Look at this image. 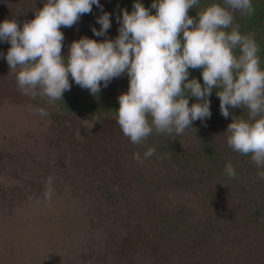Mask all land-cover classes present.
<instances>
[{
  "label": "rangeland",
  "instance_id": "374dc122",
  "mask_svg": "<svg viewBox=\"0 0 264 264\" xmlns=\"http://www.w3.org/2000/svg\"><path fill=\"white\" fill-rule=\"evenodd\" d=\"M261 1L252 0L251 15L235 12L233 23L239 25L251 17ZM99 2L110 14V29L102 37L93 34L92 28L100 30L96 20L103 14L93 5L92 12L83 14L77 24L61 28L65 37L62 55L66 56L71 43L81 37L97 42L114 40L119 34L121 9L131 13L136 0ZM139 2L151 8L153 0ZM44 3L46 0H0V23L15 19L22 27L35 18L34 12ZM213 3L223 5V0H199L189 16L196 17ZM155 11L151 9V14ZM247 34L259 46L257 55L264 70V22L259 28L253 25ZM7 51L0 47V264H118L111 250L105 249L108 235L98 226L92 198L74 189L76 181L72 180L84 171L83 162L107 160L105 141L115 143L118 151L120 143L128 148L127 186L147 200L149 214L158 222L154 224L156 233L183 260L192 261L202 251L203 264H264L262 230L246 216L249 211L244 203L239 207L242 187L264 201V179L257 175L264 167L258 168L251 155L235 152L227 143L226 130L232 117L249 119L246 107L229 108L230 115L224 118L218 104L210 108L209 121L193 122L191 127L196 130L182 135L154 130L136 145L114 121L117 113H106L100 121L96 116L79 120L60 114L46 96L23 94L16 80L19 69L10 71ZM240 54L237 48L236 55ZM200 78L203 85L201 74ZM69 82V91L90 95L71 76ZM128 88L125 73L106 88L101 83L97 97L102 102L119 103L118 97ZM220 90L213 89L210 106ZM191 100L189 104L199 102L195 97ZM41 108L47 115L37 112ZM149 148L155 153L145 157ZM136 153L139 162L134 159ZM228 163L237 173L236 180L226 174ZM49 177L53 178L51 194L46 196ZM249 183L255 190H249ZM140 255L135 258L137 264H154Z\"/></svg>",
  "mask_w": 264,
  "mask_h": 264
},
{
  "label": "clouds",
  "instance_id": "9594fccd",
  "mask_svg": "<svg viewBox=\"0 0 264 264\" xmlns=\"http://www.w3.org/2000/svg\"><path fill=\"white\" fill-rule=\"evenodd\" d=\"M199 0H153L146 8L139 0L129 13L121 9L117 18L118 36L97 42L88 37L74 40L68 54L62 55L65 39L62 27L77 24L95 5L103 13L92 28L97 37L111 27L110 14L99 0H46L35 18L20 27L15 19L0 23V42L11 46L5 59L16 72L18 88L25 95L61 100L71 89L69 76L76 85L97 96L103 87L125 73L129 78L127 93L118 97L117 122L131 143L139 145L155 130L157 134L182 135L196 130L192 124L211 117L213 89L220 100L224 118L229 108L249 110V119L233 116L227 127V143L233 151L251 155L255 165L264 167V70L257 55L259 46L248 34H241L234 24V13L251 15L252 0H223L189 16ZM155 9V14H151ZM230 29V31H226ZM239 48L240 55H236ZM189 69H202L203 85L189 79ZM199 102L189 106L191 98ZM41 116L47 112L37 109ZM154 148L145 152L151 157ZM134 159L140 161L139 154ZM226 174L237 173L231 163ZM257 175L264 179V171ZM53 178L46 184L49 190Z\"/></svg>",
  "mask_w": 264,
  "mask_h": 264
},
{
  "label": "trees",
  "instance_id": "16d2710c",
  "mask_svg": "<svg viewBox=\"0 0 264 264\" xmlns=\"http://www.w3.org/2000/svg\"><path fill=\"white\" fill-rule=\"evenodd\" d=\"M264 22V0L254 7V14L243 19L239 24L241 34H247V30L253 25L255 28L262 26ZM7 42H0V47L10 48ZM189 79L196 78L201 81L202 69H189ZM213 99V106L220 104L218 96ZM54 107L62 115L75 119L84 120L97 117V121L103 119L106 113H117L119 103L102 102L99 97L84 96L78 90H72L63 94L61 100L52 101ZM189 102L192 103L190 99ZM191 106V104H189ZM213 110V109H212ZM205 118L203 122L209 121ZM117 122V118H114ZM118 123V122H117ZM95 135V134H94ZM93 135V136H94ZM98 139V135L96 137ZM91 140H94L91 138ZM99 140V139H98ZM100 141V140H99ZM101 142V141H100ZM102 143V142H101ZM103 144V143H102ZM104 150L108 154L107 160H93L92 163L83 162L84 171L72 180L74 189L82 191L93 200L94 213L98 218V226L107 233L105 249L117 259L118 264H137L135 258L140 256L148 258L154 264H203L205 257L202 251L195 255L192 261L183 260L182 256L171 250V246L160 239L156 233L154 224L157 225L149 210L147 200L139 192L133 194L135 190L127 186L126 181L130 170L126 160L128 148L120 143L118 151L115 143L104 142ZM234 180L236 178L234 177ZM126 183V185H125ZM249 190L254 189L249 183ZM241 202L239 207L244 206L249 211L246 216L251 218L253 226L262 230L264 236V201L259 195H251L244 187L240 190ZM256 192V191H255ZM158 219V218H157ZM159 226V225H158ZM109 258V257H108ZM105 263L108 259L103 257Z\"/></svg>",
  "mask_w": 264,
  "mask_h": 264
}]
</instances>
